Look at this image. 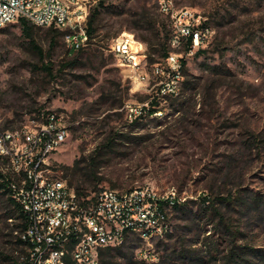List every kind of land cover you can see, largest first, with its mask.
I'll list each match as a JSON object with an SVG mask.
<instances>
[{
    "label": "rangeland",
    "instance_id": "obj_1",
    "mask_svg": "<svg viewBox=\"0 0 264 264\" xmlns=\"http://www.w3.org/2000/svg\"><path fill=\"white\" fill-rule=\"evenodd\" d=\"M167 1L200 14L213 33L205 54L185 56L176 93L159 96L162 79L153 69L149 84L136 86L110 44L126 32L166 46L172 20L161 3ZM83 3L88 18L101 10L84 51L70 53L66 36L52 48L44 28L36 36L42 59L19 24L0 28L2 126L42 124L47 114L59 113L69 133L51 157L54 176L91 195L146 186L174 194L178 209L170 211V231L151 239L131 235L120 250L106 252L105 264H227L234 246L242 248L243 263H255L257 254L264 255V0ZM46 64H53L52 76L42 69ZM154 65L167 68L165 60ZM155 101L158 112L150 115ZM130 107L144 111L135 114ZM204 198L225 200L216 207L234 236L218 229L217 218L202 211L196 216ZM16 209L0 190V264L25 258Z\"/></svg>",
    "mask_w": 264,
    "mask_h": 264
},
{
    "label": "built area",
    "instance_id": "obj_2",
    "mask_svg": "<svg viewBox=\"0 0 264 264\" xmlns=\"http://www.w3.org/2000/svg\"><path fill=\"white\" fill-rule=\"evenodd\" d=\"M161 9L172 20L167 68L150 65L146 45L132 33L114 38L110 52L138 87L149 84L152 68L162 79L157 95L165 96L176 93L185 56L202 49L213 30L200 14L188 8L176 10L172 1L162 2ZM88 17L83 0H0V28L21 19L40 28L54 26L67 32L66 41L76 51L90 44ZM184 47L186 52H180ZM130 109L135 114L144 111ZM45 117L42 124L32 122L17 129L4 128L0 122V190L26 218L19 239L26 244L27 264H69L70 260L100 264L101 252L122 246L128 236L151 239L170 231L174 194L161 195L146 186L124 192L106 189L84 197L66 179L54 176L50 160L66 143L69 126L59 113Z\"/></svg>",
    "mask_w": 264,
    "mask_h": 264
},
{
    "label": "trees",
    "instance_id": "obj_3",
    "mask_svg": "<svg viewBox=\"0 0 264 264\" xmlns=\"http://www.w3.org/2000/svg\"><path fill=\"white\" fill-rule=\"evenodd\" d=\"M101 6H102V4H100V7ZM99 9L100 8H98V10H95L90 15V18L88 19V34H89V37H90V43L93 41V39L95 38V35L97 33V29L95 28V23H96L97 17L100 14V11H101ZM17 24H19L21 26L22 36L24 38H26L27 40H29V44L32 47V49H34L39 54L40 58L44 59L45 55H44L43 49L39 45V43H38V41L36 39V36L38 35V32L41 29H44V28L37 27L34 24H32L29 21L24 20V19H21L19 22H17ZM48 29H49V32H50V35H51V39H52V41H51V47L52 48H54L57 45L58 39L60 37L68 35L67 32L61 31V30L57 29L54 26H52V27H50ZM171 36H172V31H170V33L168 35L166 46H165V44H159L160 47H158V46L156 47V45L151 44L147 39H142L141 40V39H139L136 36L137 39H139L145 45H148L147 54H148V62L150 63V65L153 66L154 64H161L163 60H166L168 58V56L170 55V53L172 51L171 47H170ZM156 37L157 38L159 37V33L158 32L156 33ZM147 43H150L151 46H149V44H147ZM81 50L84 51L83 49H81ZM74 52H75L74 49L70 50V53H74ZM197 54L198 55H203V54H205V51L200 49L197 52ZM185 67H186V64L184 62L183 63V68H184L183 70L184 71H185ZM42 69L44 71H46L48 73V75H50V76L53 75V64L43 65ZM209 69L214 71L216 69V67H212V68L209 67ZM188 85H189V82H185L183 86H184V88H187ZM151 103H152V109L150 108L148 111H149L150 115H154V114H156L158 112V109L156 107L159 106V102L155 101V102H151ZM120 135H122V134H120ZM120 135L118 137H121ZM115 140H116V138L111 137V139L109 140L110 146L115 144ZM79 164H80V161L79 160L76 161V165L78 166ZM63 179H65V178H63ZM70 185L72 187H74L72 184H70ZM2 187H3V185H0V189H2ZM74 188L77 190V192H79L80 195H82L84 197L92 196L91 194H89V192L87 190H85L83 188H80V187H74ZM5 193L7 194V192H5ZM9 202H10V204L12 206L16 205V204L13 203V201L10 198H9ZM218 202L224 203L225 200L224 199H217L216 201H210L208 198H204V204L201 207V209L199 210V213L196 214V216H200L201 211H202L203 215L211 216V217L217 218L219 220V222L217 224L218 229L220 227L224 226V227H226V229L229 230V227L226 224V221H225L223 215L221 214L220 210L216 207ZM206 204L208 206H206ZM15 207L17 208L16 210L19 212V215H20L19 218L22 220V224L20 226H18V228L21 227L22 230H24V228L26 226V218L23 215V213H21L19 211V207L17 205ZM176 209H178V208H176ZM228 233H230V230L228 231ZM232 236H234V235H232ZM129 237L130 236H128V238ZM19 244L23 245L24 248H25V258H24V260L22 261L21 264H27L28 263V251H27V248H26V244L23 241H21L20 239H19ZM122 246L114 247V248H108V249H105L104 251H102L101 252V256H100V264H105L104 257H105V254H107L106 252H111V251H114V250H120L119 248H122ZM241 249L242 248H237V246H234V249L231 250L230 254L227 257V261H228L227 264H245V263H243L244 260L241 258L240 252L238 253V251L241 250ZM257 256L258 257L256 259V262L253 263V264H264V255L263 254H257ZM16 264H18V263L16 262ZM69 264H77V263H75V262L70 260Z\"/></svg>",
    "mask_w": 264,
    "mask_h": 264
}]
</instances>
